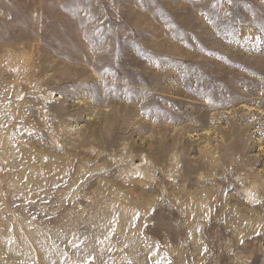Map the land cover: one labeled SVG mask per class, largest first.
I'll list each match as a JSON object with an SVG mask.
<instances>
[{"label":"rangeland","instance_id":"obj_1","mask_svg":"<svg viewBox=\"0 0 264 264\" xmlns=\"http://www.w3.org/2000/svg\"><path fill=\"white\" fill-rule=\"evenodd\" d=\"M0 264H264V0H0Z\"/></svg>","mask_w":264,"mask_h":264},{"label":"bare ground","instance_id":"obj_2","mask_svg":"<svg viewBox=\"0 0 264 264\" xmlns=\"http://www.w3.org/2000/svg\"><path fill=\"white\" fill-rule=\"evenodd\" d=\"M147 258V257H146ZM144 263V261H142Z\"/></svg>","mask_w":264,"mask_h":264}]
</instances>
